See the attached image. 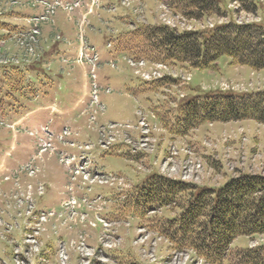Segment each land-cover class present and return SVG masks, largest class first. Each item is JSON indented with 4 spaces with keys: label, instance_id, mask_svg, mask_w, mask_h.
I'll return each instance as SVG.
<instances>
[{
    "label": "rangeland",
    "instance_id": "obj_1",
    "mask_svg": "<svg viewBox=\"0 0 264 264\" xmlns=\"http://www.w3.org/2000/svg\"><path fill=\"white\" fill-rule=\"evenodd\" d=\"M6 1L9 4L13 2L11 5H14V8L23 7L22 0H0V4L5 7ZM120 1L126 8L121 7L119 0H99L100 8L95 10V15L88 17L90 27L86 29L85 37L100 54L101 65L97 72L98 84L101 87L99 101L104 106V114L96 113L94 124L89 122L86 115L81 117L80 109L85 108L86 105L77 110L81 107L77 102L84 93L83 82L78 73L79 67L71 66L76 68L74 71L76 76L64 78L65 85L59 75L61 68L66 67L65 74L68 76L71 70L70 63L54 59L53 56L51 57L52 53L45 56L42 61L44 71L30 69L25 72L26 79L19 86L21 93L11 92L9 86L4 85L0 95V101L3 102L2 104L0 102V259L6 264H205L193 252L178 253L171 250L168 241L152 231L153 228H147L148 225L149 227L153 225L149 220L168 219L174 213L162 210L145 219H136L139 215L136 214V218L132 216V207L125 208L124 203L129 192L150 176L160 174V169L168 179L210 187L223 186L231 178L241 174L264 176V123L244 120L226 124H204L186 136L179 137L161 130L163 127H160L152 114V111L155 112L154 108H157L161 115L173 121L178 116L175 112L183 100L181 96L184 93L192 97L196 93L223 92L224 89L231 88L238 92L264 91V72L230 66L227 57L220 58L218 68L204 72L194 70L188 65L157 67L156 69L162 72L161 75H182L185 79L192 78V81L189 82V86L184 84L181 88L173 86L171 89L165 87L157 90L155 85H151L155 92H145L143 88L146 84L136 77L144 71L136 73L134 68L128 66L125 61L127 54L118 51L116 42L120 34L130 31L131 23H135L133 26L168 25V28H177L180 33L207 32L210 31L208 29L210 25L227 23L228 15L230 20L235 21L237 18L240 23L255 22L264 29V0H250L256 7L255 12H248L243 8V5L247 4L246 0H220L224 12L222 16L201 17L199 20L188 19L153 0ZM109 7L116 8L115 13L108 12ZM5 11L7 12V9ZM31 12L32 10L29 9L21 12V15L26 16ZM64 15L66 18L70 16L66 15V12ZM15 25L20 23L16 22ZM204 27L206 29L201 30ZM40 35L41 40L37 41L39 52L42 42L45 44L50 42L44 32ZM55 41L56 38L53 43ZM109 43L111 48L107 47ZM9 45L11 46L9 52L19 55L20 60H22L20 55L24 57L27 55L25 59L34 60L39 54L37 50L33 54L27 53L25 44H19L16 48L11 43ZM70 58L76 64L75 57ZM111 60L118 61V66L110 67L108 64ZM47 69L50 71L48 72ZM149 71L151 69H145V72ZM85 79L84 86L88 88L87 94H89V79L86 76ZM9 80L15 81L16 77ZM28 88L37 93L38 100L26 98V95L30 94ZM56 89L60 90L61 94L59 97L55 94L56 102L62 103L61 107L66 103L68 112L65 120H60L59 128L68 127L72 132L70 139L76 140L78 144L93 145V149L86 156L100 171L124 177L125 185L121 187L123 190L97 186L90 195L92 197L102 195L107 200H111L105 210L104 205L98 206L110 221L109 224L104 223L106 226L104 231L107 234H104L100 226L96 229L87 225L88 221L95 220L98 213L96 206L86 209L88 221L83 223L87 225L85 229L75 224V220L79 218L77 215L70 219L72 210L67 206L66 222L64 218L57 216L40 222L35 210L42 213H48L52 209L61 211L62 201L68 203L63 189L67 183V174L55 157L42 154V158L36 160L34 164L38 171L36 177H32L35 175H31L30 171L27 174L25 172L17 174L23 160H28L39 153V140L43 139L35 131L36 128L33 126L35 124L27 123L35 118L34 122L41 124L46 118L44 117L46 110L42 109H38L34 116L18 118V112L22 114L25 111L20 105L36 108L42 105V101L50 104ZM106 89H110L111 93L106 94ZM185 99H188L187 96ZM86 102H89V97ZM139 107L148 117L145 121L143 115L137 111ZM49 109L52 111L54 108ZM16 118L20 119L18 120L20 122L12 124ZM56 121L51 122L54 128H57ZM127 122L136 126L126 127L123 131H119L120 133L115 132L113 128L108 134L116 138L133 136V139H130L132 143L152 153L149 158L146 157L148 161L141 163L136 160L129 155L127 147L121 144L109 150L99 147V133L103 130L101 126L111 123L121 126V123L126 125ZM149 122L160 129H153ZM150 132H157L156 135L160 140L152 138ZM188 144H193L190 146V151ZM167 147L169 155H165ZM78 151L77 149L74 152L78 153ZM39 184L46 185L42 195L36 188ZM122 196L125 198L120 200ZM79 209L84 211L85 207L80 205ZM146 233L147 238H145ZM82 240L86 241L88 248ZM255 243L264 244V235L256 237V241L252 239V243L248 237L237 238L233 241L232 253L239 249H247Z\"/></svg>",
    "mask_w": 264,
    "mask_h": 264
},
{
    "label": "trees",
    "instance_id": "obj_2",
    "mask_svg": "<svg viewBox=\"0 0 264 264\" xmlns=\"http://www.w3.org/2000/svg\"><path fill=\"white\" fill-rule=\"evenodd\" d=\"M188 19L222 16L220 0H155ZM245 1V0H242ZM243 8L255 12L246 0ZM121 49L151 61L214 70L222 57L232 66L264 71V29L256 24L230 22L207 32H178L164 25L140 26L121 36ZM171 85L160 82V86ZM156 116L171 135L186 136L206 123L253 120L264 123V92L197 94L180 102L172 121ZM179 120H182L179 122ZM125 208L139 218L160 211L174 213L168 219H151L157 232L178 253L193 252L206 264H264V246L232 253L238 237L264 235V176L241 174L220 188L153 175L129 192ZM137 215V216H138Z\"/></svg>",
    "mask_w": 264,
    "mask_h": 264
},
{
    "label": "crops",
    "instance_id": "obj_3",
    "mask_svg": "<svg viewBox=\"0 0 264 264\" xmlns=\"http://www.w3.org/2000/svg\"><path fill=\"white\" fill-rule=\"evenodd\" d=\"M26 10H29V9L15 8V9L9 10L7 13L8 16L5 17V22H8V24H11L14 27H15V23L18 22L20 23L21 27H24L25 25H27L26 19L25 18L19 19L16 17H23L20 14L21 12H26ZM78 18H79V13H75L72 20H68L64 14H59L56 17L54 25H51L50 27L44 25L42 28V32H44V35L48 37L50 42L46 44L44 42L41 43L43 50L46 53H48V51L50 52L51 50L55 49V52L59 54L61 57H63L64 59L66 58L71 59L70 58L71 56L76 57L79 51V41L77 38V27H76V21L78 20ZM56 34L62 35L63 39L60 42L55 44V42L53 43V41H54V37ZM74 65L76 64L70 63V67ZM78 67L80 69V72L78 71L77 72L80 74L81 76L80 79L83 82L82 89L85 90L86 89V86H84V83L86 82V79L84 76L85 71L81 66H78ZM242 68H245V67H242ZM65 71H66V67L61 68V72H60L61 74L59 76H61L62 82H65V85H66V79L64 78H73L74 76H76L75 75L76 72H74L76 71V68L71 67V70L68 73V76H66ZM243 72L245 73L246 71H244L243 69ZM84 94L85 92L83 93V95Z\"/></svg>",
    "mask_w": 264,
    "mask_h": 264
},
{
    "label": "built area",
    "instance_id": "obj_4",
    "mask_svg": "<svg viewBox=\"0 0 264 264\" xmlns=\"http://www.w3.org/2000/svg\"><path fill=\"white\" fill-rule=\"evenodd\" d=\"M31 40H33V38H31Z\"/></svg>",
    "mask_w": 264,
    "mask_h": 264
}]
</instances>
